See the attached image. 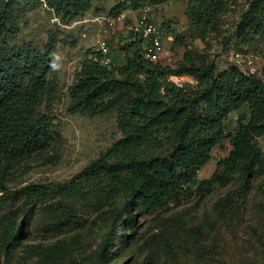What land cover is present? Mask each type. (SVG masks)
Returning a JSON list of instances; mask_svg holds the SVG:
<instances>
[{
  "label": "rangeland",
  "instance_id": "obj_1",
  "mask_svg": "<svg viewBox=\"0 0 264 264\" xmlns=\"http://www.w3.org/2000/svg\"><path fill=\"white\" fill-rule=\"evenodd\" d=\"M121 1L93 0L92 9L72 22H64L46 4L23 16L22 32L12 44L32 43L45 50L51 38L57 40L58 92L51 106L43 103L38 109L53 120L54 139L47 148L6 165V192H0V264H264V161L248 181L236 176L225 186L207 188L202 182L213 175L223 155L219 153L179 199L151 213L126 205L129 195L124 190L109 197L62 201L55 210L48 205L59 199L23 194L31 185L74 184L91 162L122 138L124 98L111 102L101 115L70 111L75 76L88 58L99 55L100 41L116 47L113 71L118 73L127 62L120 47L136 40L138 33L136 18L118 20L112 14ZM148 6L153 20L164 25L158 62L176 68L191 49L214 59L218 73L238 66L264 81V41L241 51L226 42L246 0L231 3L221 33L191 23L189 0L143 9ZM172 80L194 82L188 76ZM247 114V108L232 112L227 130L234 132L238 119L245 122ZM259 142L264 153V138ZM65 206L76 213L77 222L63 228ZM128 215L133 222L125 225Z\"/></svg>",
  "mask_w": 264,
  "mask_h": 264
},
{
  "label": "trees",
  "instance_id": "obj_2",
  "mask_svg": "<svg viewBox=\"0 0 264 264\" xmlns=\"http://www.w3.org/2000/svg\"><path fill=\"white\" fill-rule=\"evenodd\" d=\"M167 1L123 0L112 14L117 18ZM234 1L189 0L187 15L194 26L221 33ZM44 4L64 22H72L92 9L93 0H0V192H6L10 161L47 148L54 139L53 120L38 109L43 103L51 106L58 92L57 40L51 38L45 50L32 43L12 44L22 32L23 16ZM261 41L264 0H246L226 42L241 51ZM120 50L127 62L118 73L110 68L113 63L102 64L100 53L83 63L70 88V111L101 115L111 102L124 98L122 138L91 162L74 184L31 185L23 194L59 199L48 205L55 210L62 201L109 197L124 190L129 195L126 205L151 213L179 199L219 153L223 155L213 175L202 185L225 186L236 176L248 181L264 161L259 142L264 138V81L258 74L238 66L218 73L214 59L191 49L176 68L165 66L143 55L139 36ZM174 76H188L194 82L177 84ZM244 108L246 121L239 118L235 131H228V116ZM65 208L63 228L77 222L71 207ZM132 222L133 216L128 215L123 224Z\"/></svg>",
  "mask_w": 264,
  "mask_h": 264
},
{
  "label": "built area",
  "instance_id": "obj_3",
  "mask_svg": "<svg viewBox=\"0 0 264 264\" xmlns=\"http://www.w3.org/2000/svg\"><path fill=\"white\" fill-rule=\"evenodd\" d=\"M136 28L139 38L143 46V55L150 60L157 61L161 58L163 49V32L164 27L158 25L151 17V9L149 6L136 12ZM128 16V12H123L118 20ZM99 53L101 54V62L105 66H110L113 63L112 53L116 50L111 48L110 43L102 40L99 43Z\"/></svg>",
  "mask_w": 264,
  "mask_h": 264
},
{
  "label": "crops",
  "instance_id": "obj_4",
  "mask_svg": "<svg viewBox=\"0 0 264 264\" xmlns=\"http://www.w3.org/2000/svg\"><path fill=\"white\" fill-rule=\"evenodd\" d=\"M128 15L134 17V19L137 18L136 12L128 11Z\"/></svg>",
  "mask_w": 264,
  "mask_h": 264
}]
</instances>
